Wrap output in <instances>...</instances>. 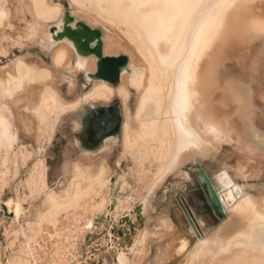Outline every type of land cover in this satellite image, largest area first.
Here are the masks:
<instances>
[{
    "label": "bare ground",
    "instance_id": "6f19581e",
    "mask_svg": "<svg viewBox=\"0 0 264 264\" xmlns=\"http://www.w3.org/2000/svg\"><path fill=\"white\" fill-rule=\"evenodd\" d=\"M69 2L76 19L93 27L101 25L105 53L118 55L125 51L130 57L129 67L117 85L92 80L89 73L96 71L97 58L78 55L68 39H53L52 25L61 29L66 12L62 4L53 0H0V37L7 27H13V19H23L25 24L22 53L0 65V184L7 189L12 174L19 173L20 155L15 145L21 130L42 145L52 141L64 114L79 111L87 104H108L118 95L123 103V152L118 163L124 158L133 163L129 176L134 186L127 174L111 175L108 159L118 135L107 137L94 151L82 150L81 159H66L65 193L47 192L50 210L28 224L29 234L20 232L26 241L19 253L5 256L0 251V264H42L41 259L57 264L62 254L71 253L75 236L93 233L100 226L129 216L146 219L136 247L140 259L147 250V237L159 238L160 234L174 231L177 224V220L161 218V225L169 223L167 229L147 227L152 199L170 175L179 174L189 162L214 157L225 145L238 153L236 177L254 179L263 172L264 131L250 112L252 90L227 76L226 69L231 61L238 62L243 72L249 62L256 70L264 68V0ZM177 4L180 6H173ZM31 40L41 46L50 58L49 64H42L44 57L40 54L24 52ZM255 43L261 48L249 55ZM2 52L8 57V52ZM82 72L85 84L91 86L74 100H67L50 84L59 75L74 89L77 75ZM41 83L45 87L39 91ZM133 95L134 115L130 106ZM14 109L23 111L16 115ZM82 124L79 118L74 128ZM77 144L80 145L78 140ZM19 148L26 163L33 152L24 144ZM46 173L43 159L25 181L29 194L40 185L46 186ZM218 176L225 181L220 189L214 184L225 217L211 231H202V220L196 219L199 234L189 221L195 243L189 244L185 236L181 243L172 242L161 258L180 255L186 264H264V250L259 244L264 232V187L241 184V195L224 203L222 195L235 187L237 180L228 169ZM134 187L135 192H127ZM256 188L260 195L253 193ZM21 201L17 196L8 203L16 219L23 215ZM60 216H70L72 220L60 228ZM224 231L226 236H222ZM54 239L68 242L67 248L51 252L48 241ZM117 260L118 264H126V254L120 252Z\"/></svg>",
    "mask_w": 264,
    "mask_h": 264
},
{
    "label": "rangeland",
    "instance_id": "374dc122",
    "mask_svg": "<svg viewBox=\"0 0 264 264\" xmlns=\"http://www.w3.org/2000/svg\"><path fill=\"white\" fill-rule=\"evenodd\" d=\"M53 1L62 4L66 11H70L71 5L69 0ZM98 26L101 28V25ZM24 27V20L15 18L13 19V27H7L5 33H3L0 37V65L5 64L7 60L12 58L14 55L22 53L20 46L24 42V38L22 36ZM37 44L36 40L27 42L24 52L40 54L44 57V59H42V64H49L50 58L44 54L41 46ZM254 45L250 48V54L248 53L249 55L258 53V48H261V45L257 43ZM2 50L8 52V57L7 55H4ZM118 53H125V51H120ZM32 60L33 59H30V61ZM227 68V76H231L233 79L235 78V81L241 86H249L251 88L253 94V107L250 109V112L256 124L264 131V68L256 70L253 64L249 62L246 72H243V67L236 61L229 62L227 64ZM50 82V84L55 86L67 100L76 99L83 94V91L85 92L91 86L90 84H85L83 72L77 75L76 87L74 89H71L69 87V83L59 75ZM44 84L45 83L39 84V91L45 87ZM110 104L120 107L123 114V103L118 95H115L109 103L105 105ZM100 105L104 104L97 103L95 107ZM130 106L134 115V95L130 98ZM92 107L93 106L87 104L79 111L64 114L52 141L44 142L42 145L37 142L33 135L25 133V131L21 130L19 134L20 138L18 139V143L15 145V150L19 151L18 153L20 155L19 173L12 174L9 182L10 186L7 189L3 190L0 184V251L3 252L4 255L6 254L11 256L13 253H19L21 249H23L25 246L26 236L20 232L29 234L30 230L28 224L32 222L34 223L35 221L37 222L39 216L50 210L51 203L48 201V193L51 190H56L55 192L58 194L65 193L67 178L63 174V167L67 162L66 159L76 161L81 159L80 156L82 150H96L87 146L83 141L87 125L86 120L89 117ZM22 111L23 109H16L15 113L18 115ZM79 118L82 119L83 124L81 128L76 129L74 128V124ZM135 123V120H132L133 126H135ZM121 128L117 133L119 136L118 142L108 159V164L112 169L111 175L117 177L122 174H127L128 176L131 175L130 171L133 166V163L128 158H124L121 161L122 163H118V160L123 152ZM77 140L80 145L77 144ZM23 144L29 148L31 153L33 152L27 156L26 163L23 162V155L21 153V149L19 148ZM43 159L47 164V176L45 175L46 186L44 187L40 185L37 190L29 194V191H27L25 187V181L28 178V175H30V171L40 160ZM90 159V157L87 158V160ZM237 163L238 153L230 145H225V147H223L214 157L212 156L203 160L200 159L198 162L194 163L189 162L183 167L179 174L170 175L164 183L161 184L157 190L156 196L152 199L153 207L151 206L148 212L147 227H150L151 229L162 227L165 230V228L167 229L169 227V223L165 221L161 225L160 219L170 218L174 219V221L177 220V224L174 228L175 233H173V229H169L170 231L168 234H160L159 238L152 236L147 237L145 239V246L147 250L140 259L136 256V247L138 245L139 238L142 237L139 232H141L145 227L146 219L139 216L138 218L129 216L120 217L114 222L111 221L110 225L100 226L94 230V234L88 233L82 237L75 236L73 240L74 247L72 248L71 253L66 255L62 254V258L59 259L57 264H96L97 261H99L100 264H118L117 256L122 251L127 257L126 264H186L185 258L180 255H177V257L161 258L162 252L164 253L168 250L172 242L181 243L179 242L181 241L180 239L185 236L191 245L196 241V236L191 229V225L186 217L183 206H186L190 210L197 221L202 220V231H211L221 222V220L215 216L211 208L208 206L205 194L201 187H199V168H204L208 172L209 176L213 179L219 189L225 186V181L223 178L219 177L218 174L224 169H228L232 174H234L237 183L235 187L222 195L224 203L230 202L241 195V184H248L250 182L249 184L251 185H255L260 188L264 187V166L260 177H255L254 179H243L236 177L234 173ZM128 178L134 186L133 180L130 179L131 176ZM135 191L136 187H134V189L127 190L128 193ZM253 193L258 194L257 188L253 189ZM17 196H19L22 200L21 203L23 209V215H21L18 219L14 217L15 215L12 211H10L8 205V203L17 198ZM70 218V216H60L58 221L60 228L64 225L67 226V224H69L72 220V218ZM106 232L109 234L106 235ZM8 234L9 237H7ZM222 236H226L225 231L222 232ZM48 243L51 252L64 251L68 245V242L66 241L56 242L55 239L53 241H48ZM41 261H43L42 264H51L50 260L41 259ZM218 262L219 261H214L211 263L218 264Z\"/></svg>",
    "mask_w": 264,
    "mask_h": 264
},
{
    "label": "water",
    "instance_id": "95a60500",
    "mask_svg": "<svg viewBox=\"0 0 264 264\" xmlns=\"http://www.w3.org/2000/svg\"><path fill=\"white\" fill-rule=\"evenodd\" d=\"M61 29L56 25H52L53 39L62 41L68 39L78 55L89 57L94 55L97 58V69L89 73L92 80H105L112 84H118L121 75L125 69L129 67L130 57L127 54L120 53L118 55H108L104 51L103 30L99 27H93L82 19H76L70 11H66L62 20ZM79 37H87L92 39L94 46L89 49H83L77 46ZM122 114L118 106L100 105L92 107L90 115L86 120L84 143L92 149H98L109 136L117 135L121 128ZM199 187L203 190L208 206L211 208L215 216L222 220L226 213L223 209L219 193L215 188V182L209 176L204 168L198 169ZM184 211L191 225L195 224V231L199 234V228L194 215L190 210L183 206Z\"/></svg>",
    "mask_w": 264,
    "mask_h": 264
},
{
    "label": "snow or ice",
    "instance_id": "6c2138e0",
    "mask_svg": "<svg viewBox=\"0 0 264 264\" xmlns=\"http://www.w3.org/2000/svg\"><path fill=\"white\" fill-rule=\"evenodd\" d=\"M116 6H120V5H116ZM175 7H179L180 5H173ZM185 7H196V5H192V4H185ZM229 7H231L232 5H228ZM77 46H80L83 49H89L91 47L94 46V42L92 41V39L87 38V37H79L77 39ZM195 227V224L193 225ZM262 228H264V225L261 226ZM106 235H108L109 233H105ZM259 244L262 248V250H264V232L261 233L260 237H259ZM96 264H100L99 261L96 262Z\"/></svg>",
    "mask_w": 264,
    "mask_h": 264
},
{
    "label": "flooded vegetation",
    "instance_id": "af4514ba",
    "mask_svg": "<svg viewBox=\"0 0 264 264\" xmlns=\"http://www.w3.org/2000/svg\"><path fill=\"white\" fill-rule=\"evenodd\" d=\"M111 106H113V105H111Z\"/></svg>",
    "mask_w": 264,
    "mask_h": 264
}]
</instances>
